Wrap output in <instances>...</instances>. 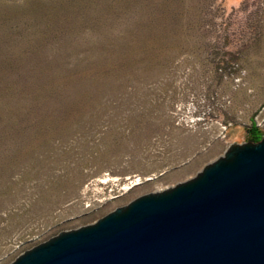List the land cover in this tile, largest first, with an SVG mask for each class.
Here are the masks:
<instances>
[{"label":"rangeland","instance_id":"1","mask_svg":"<svg viewBox=\"0 0 264 264\" xmlns=\"http://www.w3.org/2000/svg\"><path fill=\"white\" fill-rule=\"evenodd\" d=\"M254 129L264 0H0V264L196 178Z\"/></svg>","mask_w":264,"mask_h":264},{"label":"water","instance_id":"2","mask_svg":"<svg viewBox=\"0 0 264 264\" xmlns=\"http://www.w3.org/2000/svg\"><path fill=\"white\" fill-rule=\"evenodd\" d=\"M11 264H264V137Z\"/></svg>","mask_w":264,"mask_h":264},{"label":"trees","instance_id":"3","mask_svg":"<svg viewBox=\"0 0 264 264\" xmlns=\"http://www.w3.org/2000/svg\"><path fill=\"white\" fill-rule=\"evenodd\" d=\"M249 136L251 142H259L261 139V134L255 129L249 132Z\"/></svg>","mask_w":264,"mask_h":264},{"label":"bare ground","instance_id":"4","mask_svg":"<svg viewBox=\"0 0 264 264\" xmlns=\"http://www.w3.org/2000/svg\"><path fill=\"white\" fill-rule=\"evenodd\" d=\"M141 178H137L136 180H134L132 183H131V186H134V185H139L142 181H140ZM103 182H106V180H102ZM130 185L126 186L125 189L126 190H129L131 188Z\"/></svg>","mask_w":264,"mask_h":264},{"label":"built area","instance_id":"5","mask_svg":"<svg viewBox=\"0 0 264 264\" xmlns=\"http://www.w3.org/2000/svg\"><path fill=\"white\" fill-rule=\"evenodd\" d=\"M103 182V181H102ZM103 183H105V182H103Z\"/></svg>","mask_w":264,"mask_h":264}]
</instances>
